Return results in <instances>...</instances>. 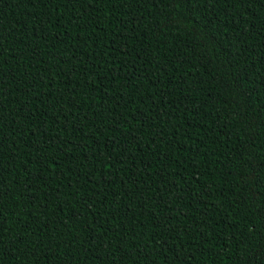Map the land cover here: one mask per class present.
<instances>
[{
  "label": "trees",
  "instance_id": "1",
  "mask_svg": "<svg viewBox=\"0 0 264 264\" xmlns=\"http://www.w3.org/2000/svg\"><path fill=\"white\" fill-rule=\"evenodd\" d=\"M0 264H264V0H0Z\"/></svg>",
  "mask_w": 264,
  "mask_h": 264
}]
</instances>
